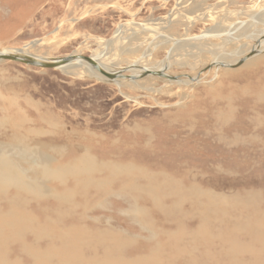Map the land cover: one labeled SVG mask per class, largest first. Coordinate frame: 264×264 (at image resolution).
Wrapping results in <instances>:
<instances>
[{
	"label": "rangeland",
	"instance_id": "1",
	"mask_svg": "<svg viewBox=\"0 0 264 264\" xmlns=\"http://www.w3.org/2000/svg\"><path fill=\"white\" fill-rule=\"evenodd\" d=\"M188 12L206 17L178 22ZM166 19L176 39L236 25L258 35L264 0H0V50L112 56L131 67L145 53L132 47L149 37L129 26ZM118 33L131 46L113 44ZM222 38L205 43L208 50L225 46ZM255 42L242 38L224 53ZM174 48L161 45L143 68L159 69ZM261 51L218 70L212 53L181 51L160 76L121 86L0 62V160L21 176L7 188L0 182V264H100L115 256L129 264H264ZM83 157L93 162L82 171L47 177Z\"/></svg>",
	"mask_w": 264,
	"mask_h": 264
},
{
	"label": "bare ground",
	"instance_id": "2",
	"mask_svg": "<svg viewBox=\"0 0 264 264\" xmlns=\"http://www.w3.org/2000/svg\"><path fill=\"white\" fill-rule=\"evenodd\" d=\"M196 8V7H195ZM179 14V13H178ZM186 15H181L180 16V18L179 19H177L178 20V22L180 21V20H185V18L187 19H189L191 22L193 21V19L194 18H202V17H206L205 15H203V14H201V15H199V16H195V17H191L192 15L190 14V12H188V15L185 17ZM172 17V16H171ZM171 20V19H170ZM174 21H176V20H174ZM187 21V20H186ZM172 22V21H171ZM181 22V21H180ZM170 22H169V19L167 20H163V22L161 21L160 23H158V24H155L153 27L154 28H152V27H147L146 25L144 26V25H136V24H132L131 26H129V27H132V28H134V27H137V28H139V30H142L141 32H142V34H144V35H146L147 37H149L148 39H145V40H143V42H142V44H140V45H137V46H135L134 48L132 47V50H137V49H139V47H144V49H145V53H144V55L142 56V57H140V59H138L137 61H136V63L134 62V63H132L131 65V67H129V66H125V65H123V66H121V65H119V63H115V61L113 60H111V58H112V56H111V58L110 57H108V58H104V60L102 59H95V58H93L95 61H97L105 70H107L108 72H110V73H120L122 70H124L123 71V73L121 74V75H124V74H129L130 76H141V75H143L146 71H149V72H155V71H160L161 72V74L163 73V71L166 69V65H167V63H169V61H170V59H172L173 58V56L174 55H179L180 53L179 52H183V51H186V52H189L190 54H188V53H186V54H184L183 56H191V53L192 52H190V51H193V53H194V55L192 56V57H196V58H200L201 57V51H207V52H210V53H212V56L211 57H213V55L215 56L214 57V59L212 60L213 61V63L212 64H216V61H218V60H221L220 62L221 63H217L215 66H216V68H215V70H218L219 69V67H222V66H219V64H222V63H224V64H231V63H233V62H237V61H239L240 59H241V57L243 56V55H245L246 53H250L249 55H252V57H254V56H256V55H258V54H260V53H262L263 51H261V52H259L261 49H263V46H264V30H261L260 31V33L257 35V34H251V35H247L248 33L247 32H245V33H240V32H238L237 30H239V28H240V26L241 25H236V26H233L232 27V29H227V30H223V29H221V28H218L217 27V30L216 29H214V30H209V31H207L205 34H204V36L203 37H197V36H193V37H187V39L185 40V39H183V38H174V37H169V34H166L167 32H166V28L168 27V26H170V24H169ZM193 23V22H192ZM191 23V24H192ZM173 24V23H172ZM171 24V25H172ZM244 25V24H243ZM127 25L124 27V29L125 28H127L128 27ZM247 27V26H246ZM252 27H254L253 26V24L251 25V28H250V26L249 27H247L248 29V31H251L253 28ZM123 28V27H122ZM170 28V27H169ZM168 29V28H167ZM182 29V28H181ZM121 31V30H120ZM255 31V30H254ZM122 33V32H121ZM221 35H223V36H221ZM137 36H139V35H137ZM123 36H121L120 35V33H118V34H116V36H115V38L113 39L114 40V42L113 41H111L113 44H115L117 41L119 42V41H122V42H125V41H127V45H130V42L132 41V39H131V41L130 40H127V38H125V39H123L122 38ZM222 37H224V38H222ZM189 38V39H188ZM218 38H222L221 40L223 41V43L225 44V46H222V47H219V48H217L219 51H217L216 49L214 50V49H211V50H208V48H207V45L205 44V43H207L208 44V41H212V40H216V39H218ZM242 38H250V40L251 39H253V41L254 40H256V41H258V42H255V43H253L251 46L249 45V46H244V47H242L243 49H242V51L239 53V54H237V55H235L234 53H232V54H227V53H224V50H225V48H226V46H228L229 44H232V43H238L239 42V40H241ZM137 39V38H136ZM136 39H134V40H136ZM142 39V38H141ZM259 45L258 47H255V45ZM161 45H166V46H173V47H175L174 48V50L173 51H170V53L169 54H167V56H166V58H165V60L164 61H162V62H160L159 64H160V68L159 69H157V70H150L149 68H143L144 66H149L150 64V60H151V57H152V55H153V53L154 52H156V50H158L159 49V47L161 46ZM106 46V45H105ZM107 46H108V44H107ZM113 46V45H112ZM115 46V45H114ZM116 46H118V45H116ZM116 46H115V49H116ZM131 46V45H130ZM210 46V45H209ZM124 49L125 47L124 46H121L120 47V49ZM212 48V47H211ZM244 48H246V52L245 51H243L244 50ZM204 49V50H203ZM228 49V48H227ZM117 50V49H116ZM132 50H131V48L130 49H128L127 51H124L123 50V52H125V53H128V52H130V54H132L131 52H132ZM1 51V50H0ZM3 52H11V53H15V52H18V51H21V52H23L24 54H27V55H31V56H34V57H40V58H43V57H41V56H36V55H32V54H30L29 52H27V51H25V50H16V49H4V50H2ZM119 51V50H118ZM121 52V51H120ZM233 52V51H232ZM237 52V51H236ZM108 54V53H107ZM110 54V53H109ZM121 55H122V53H121ZM116 57H117V55H116ZM252 57H250V58H252ZM118 58V57H117ZM240 58V59H239ZM249 58V59H250ZM113 59V58H112ZM108 60H111L110 62L111 63H106ZM230 60V61H229ZM197 60H195V62H196ZM199 61V60H198ZM241 61H239L238 62V64L240 63ZM113 66V67H112ZM153 66V65H152ZM62 71H65L66 73H68V74H75V73H78V74H81V75H84V74H89V75H91L92 77H95L96 79H98V80H100V79H102L103 80V76L101 75V74H99L98 72H96L95 70H93L90 66H88V65H84V66H82V65H77V66H72V67H69V68H66V69H63ZM88 74H87V76H88ZM136 74H138V75H136ZM160 76V75H159ZM90 77V76H89ZM125 79H123L122 81H124ZM122 81H120V82H122ZM126 81V80H125ZM119 82V83H120ZM127 82H129V80L127 81ZM117 84L118 86H121V83L120 84ZM87 160H90L91 162H93L92 161V159L91 158H87V157H83V158H81V159H79L77 162H76V164H77V167L75 168V169H72V170H70L69 171V169L68 168H57V169H55L54 171H52V172H46V175H47V177L49 178V177H56V178H58V179H60L62 176H64V173L65 172H67V173H73L74 171H76L77 170V168H79V169H81V171H82V168L80 167L82 164H84L83 166H85V163L87 162ZM89 163V162H88ZM15 164V163H14ZM75 164V165H76ZM92 164V163H91ZM87 170L89 169V168H86ZM86 169H84V172H86L85 170ZM80 171V172H81ZM79 172V173H80ZM88 172V171H87ZM78 173V172H77ZM77 175V174H76ZM18 177V178H17ZM17 177H16V170H15V168L5 159V158H3V157H1V160H0V182H1V186L2 187H4V188H7L8 186H9V184L15 179V178H17V179H19V178H21V176H20V174L19 173H17ZM14 181H16V179L14 180ZM135 186V185H134ZM98 187V186H97ZM128 187V186H127ZM126 187V188H127ZM1 188V187H0ZM40 188V187H39ZM124 188H125V186H124ZM133 187H132V185H130V189H132ZM39 190V189H38ZM29 191V190H28ZM36 191H37V189H36ZM42 191V190H41ZM38 192V191H37ZM31 193V192H30ZM30 193H28V194H30ZM34 195V194H33ZM41 196V195H40ZM36 198V197H35ZM17 200V199H16ZM39 200V199H38ZM1 201V200H0ZM15 204V203H14ZM17 204V203H16ZM15 206V205H14ZM12 208H13V206H11ZM12 210H14V209H12ZM15 211V210H14ZM13 216L14 215H11V217L13 218ZM19 226L21 227V228H24L25 226H26V222L24 221V220H20L19 222ZM29 225V224H28ZM0 227H1V216H0ZM76 228V227H75ZM205 233V232H204ZM109 235V234H108ZM99 236V235H98ZM0 238H1V236H0ZM102 238V237H101ZM117 239V238H116ZM98 240V239H97ZM113 240H115V239H112V241ZM101 241V240H100ZM99 242V241H98ZM116 242V241H115ZM103 243V242H102ZM105 243V242H104ZM110 243V242H109ZM121 243H122V241H121ZM111 245H112V242L110 243ZM109 244V245H110ZM116 246H115V249H116V252H117V250H119L118 249V245L117 244H115ZM42 246V245H41ZM68 246V245H67ZM126 246V245H125ZM112 247V246H111ZM108 248V247H107ZM121 248V247H120ZM75 249H77L76 247L74 248V250ZM112 249V248H111ZM114 249V248H113ZM112 249V250H113ZM114 249V250H115ZM108 250V249H107ZM126 250V249H125ZM80 251V250H79ZM120 251V250H119ZM118 251V252H119ZM78 252V251H77ZM124 253V252H123ZM113 254V253H112ZM120 255V254H119ZM42 256H44V255H42ZM84 256V254H82V253H79V254H77V258L78 259H81L82 257ZM103 256V255H102ZM110 256V255H109ZM114 256V255H113ZM41 257V256H40ZM39 257V258H40ZM95 258V257H94ZM109 258V259H108ZM106 260L107 261H103L102 263H100V264H129L127 261H125V260H119L118 262H117V257L115 256V258H110V257H108ZM123 258V257H122ZM0 259H1V251H0ZM96 259V258H95ZM123 259H125V258H123ZM95 261V260H94ZM135 263H137L136 261H134ZM91 264V263H90ZM131 264V263H130ZM142 264V263H141Z\"/></svg>",
	"mask_w": 264,
	"mask_h": 264
},
{
	"label": "water",
	"instance_id": "3",
	"mask_svg": "<svg viewBox=\"0 0 264 264\" xmlns=\"http://www.w3.org/2000/svg\"><path fill=\"white\" fill-rule=\"evenodd\" d=\"M203 35L198 36V37H203ZM223 36V35H221ZM252 57V55H249L248 57L244 58L241 60L239 64L236 65H227V64H219V66L225 67V68H230V69H235L243 64H245L249 58ZM5 61H10V62H16V63H21L26 66L34 67V68H39V69H46V70H63L72 66H77V65H88L90 66L93 70L98 72L103 76V80L100 79V81H103L105 83H111V84H118L120 81L123 79L129 80V81H139L142 79L146 78H153L156 76L161 75L160 71H155V72H149L146 71L143 75L141 76H123L121 75L124 70H122L120 73H110L107 70H105L97 61H95L91 56H84V55H68L62 58H40V57H34L31 55L24 54L21 51L11 53V52H3L2 50L0 51V62H5ZM214 66V64H212ZM170 81H177L176 78H171L168 77ZM199 81V79L196 78V83Z\"/></svg>",
	"mask_w": 264,
	"mask_h": 264
}]
</instances>
